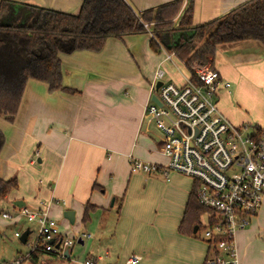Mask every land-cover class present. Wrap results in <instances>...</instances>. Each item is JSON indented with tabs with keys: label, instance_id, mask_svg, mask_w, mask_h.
Masks as SVG:
<instances>
[{
	"label": "crops",
	"instance_id": "0c3cea01",
	"mask_svg": "<svg viewBox=\"0 0 264 264\" xmlns=\"http://www.w3.org/2000/svg\"><path fill=\"white\" fill-rule=\"evenodd\" d=\"M8 1L76 15L83 0ZM125 1L141 12L176 0ZM181 1L180 13L190 0ZM247 1L192 0V24L208 23ZM151 37L148 32L109 38L98 52L59 54L65 90L50 91L46 83L28 79L15 115H0V179L17 182L0 199V241L8 228L26 223L14 205L22 201L29 210L46 206L61 235L92 234L80 264H203L208 244L201 234L179 231L194 181L175 172L168 180L130 172V156L165 164L156 129L144 119L155 71L168 68L162 50L150 48ZM172 63L182 65L175 57ZM212 68L230 84L217 97L224 117L235 126L264 130L263 45L220 44ZM86 205L93 208L82 222ZM262 206L250 226L234 235L237 264H264V200ZM65 211L74 213L73 223ZM3 213L13 218L4 219ZM40 255L54 257L29 259L36 262ZM133 257L137 261L130 263Z\"/></svg>",
	"mask_w": 264,
	"mask_h": 264
},
{
	"label": "built area",
	"instance_id": "2783aa9c",
	"mask_svg": "<svg viewBox=\"0 0 264 264\" xmlns=\"http://www.w3.org/2000/svg\"><path fill=\"white\" fill-rule=\"evenodd\" d=\"M162 52L163 62L172 63L174 53ZM190 69L193 76L188 74L180 86L164 82L163 70L155 71L150 88L159 104L149 101L144 119L156 128L159 153L166 163H149L130 156V172L163 176L166 180L169 172L191 178L195 199L206 215L201 238L209 243V252L203 264H237L234 235L250 226L264 199V130L235 126L220 112L219 89H228L230 84L216 69L199 65ZM158 82L161 85L156 90ZM19 215L35 225L29 229L33 241H29V235L26 240L29 252L0 264H20L37 254L73 261L70 249L91 238L88 233L61 235L46 206L36 211L22 207ZM2 217L13 218L8 213ZM14 236L20 238L21 234L15 232ZM136 261L133 257L129 262ZM83 264L93 262L85 260Z\"/></svg>",
	"mask_w": 264,
	"mask_h": 264
},
{
	"label": "trees",
	"instance_id": "16d2710c",
	"mask_svg": "<svg viewBox=\"0 0 264 264\" xmlns=\"http://www.w3.org/2000/svg\"><path fill=\"white\" fill-rule=\"evenodd\" d=\"M181 6L182 1L176 0L136 12L125 0H83L79 12L72 15L0 0V115H15L28 79L46 83L50 91L65 90L61 85L59 54L98 52L109 38L149 32L150 48L154 52L174 53L191 76L192 65L208 64L212 68L220 44L255 40L264 47V0H249L198 26L192 24V0L175 20ZM195 41L202 44L197 47ZM2 143L0 133V149ZM16 188L15 178L0 179V199ZM92 208L85 206L82 222L88 219ZM203 213L193 187L179 231L191 234L195 226L199 231V216Z\"/></svg>",
	"mask_w": 264,
	"mask_h": 264
},
{
	"label": "rangeland",
	"instance_id": "374dc122",
	"mask_svg": "<svg viewBox=\"0 0 264 264\" xmlns=\"http://www.w3.org/2000/svg\"><path fill=\"white\" fill-rule=\"evenodd\" d=\"M181 13L178 14V16L176 17V21L179 19ZM178 18V19H177ZM196 44L197 47H199L202 42H194ZM168 68L166 69H162L165 73L164 77H163V81L167 82V83H174L177 86H180L182 83H184V79L182 77V75L186 76L188 75V72L186 71V69L184 68L183 65L181 64H176L175 65L173 63H169L167 62ZM202 67H208V64L202 65ZM183 79V82H182ZM153 126V125H152ZM249 129H252L254 126L252 124L248 125ZM154 130L156 129L154 126L152 127ZM153 133H155V143H157L159 141V134L157 133V130H155V132L153 131ZM155 146V145H154ZM165 159V158H164ZM166 163V160H165ZM157 175L153 176L151 175V177H156ZM264 200V199H263ZM263 205V202H262ZM263 207V206H261ZM260 211V210H259ZM205 213H203L202 215L199 216V225H201V227H203L205 225ZM254 217L251 218V221ZM106 222L108 223V219L106 220ZM111 224V222H110ZM108 224V225H110ZM34 224L31 223H23V226L19 227L17 226L16 228H8L4 235L2 236V239L0 241V261L2 260H6L7 262H1V263H10L15 261L19 256H25V254L27 252H29V244L25 243L22 244L19 240V237H15L14 233L18 232L20 234H22L26 229L30 228L33 229L34 228ZM241 231V230H239ZM238 231V232H239ZM202 229L199 230L198 234H201ZM81 233H88L91 235L92 234L89 232L84 231H79L78 234H73L72 237H77L79 234ZM237 233V232H236ZM29 241H33V237L32 235H29ZM91 239V238H90ZM89 239V240H90ZM95 239H97L96 236L93 237V240H91V243L95 242ZM89 240H85V244L82 245H74V247H72L70 249L71 252V258L74 259V262H70L67 260H62L60 258H55V257H50L47 255H40L38 257V259L36 260V262L31 261L30 259H26L24 261H22L20 264H80V262H82L84 260L85 257V249L88 245ZM103 247V243L101 245ZM89 250H87L88 252ZM77 263H76V262Z\"/></svg>",
	"mask_w": 264,
	"mask_h": 264
},
{
	"label": "water",
	"instance_id": "95a60500",
	"mask_svg": "<svg viewBox=\"0 0 264 264\" xmlns=\"http://www.w3.org/2000/svg\"><path fill=\"white\" fill-rule=\"evenodd\" d=\"M160 85H161L160 82H158V83L156 84V90L160 87ZM152 101H154V102H156L157 104H159V103H158V100H157V98H156L155 95H153V100H152ZM112 202H113V201H112ZM14 205L17 206V207H19V208H21V207L23 206V202H22V201H15V202H14ZM63 216H64V217H65L70 223H73V220H74V213H73L72 211H65L64 214H63ZM196 232H197V226H195V227L193 228V234H195ZM29 233H30L29 230H25V231L21 234L19 240H20V242H21L22 244H25V243H26V240H27V237H28ZM79 244H82V242L79 241ZM56 247H57V245H56ZM67 254H68V253L65 252L64 255L67 256Z\"/></svg>",
	"mask_w": 264,
	"mask_h": 264
}]
</instances>
